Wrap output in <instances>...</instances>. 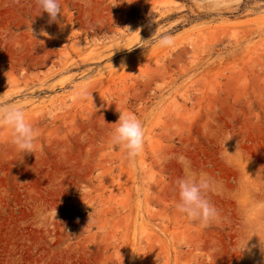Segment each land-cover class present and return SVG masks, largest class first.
I'll use <instances>...</instances> for the list:
<instances>
[{
  "label": "rangeland",
  "instance_id": "obj_1",
  "mask_svg": "<svg viewBox=\"0 0 264 264\" xmlns=\"http://www.w3.org/2000/svg\"><path fill=\"white\" fill-rule=\"evenodd\" d=\"M60 6L0 0V100L39 131L21 154L0 127V264H264V0ZM119 113L145 127L134 163ZM178 153L219 182L207 227L175 209Z\"/></svg>",
  "mask_w": 264,
  "mask_h": 264
},
{
  "label": "clouds",
  "instance_id": "obj_2",
  "mask_svg": "<svg viewBox=\"0 0 264 264\" xmlns=\"http://www.w3.org/2000/svg\"><path fill=\"white\" fill-rule=\"evenodd\" d=\"M35 2L40 10L39 15L46 13L50 23L57 22L58 17L62 18L61 0H35ZM80 3L88 7L92 4V0H80ZM136 32L139 33V29ZM149 39L160 48H168L174 45V38L169 34L157 35L154 32ZM81 94L89 95L86 87L81 90ZM112 124L115 127L110 133V145L121 148L124 158L129 163H134L144 145L145 127L143 122L131 113H119L118 120ZM0 127L8 130L9 141L19 153H33L39 131L28 119L23 106L0 100ZM230 138L231 136L227 140ZM235 152L230 154L225 149L228 157H232ZM168 159H175L181 167V175L174 181L177 196L176 211L190 222H198L202 227H207L219 216L217 208L209 198V194L218 191L219 182L207 171L195 168L192 161L182 153L173 154ZM241 159H243L242 154ZM226 163L232 164L234 161L228 159ZM55 215V209L49 212L43 207L39 208L36 226L43 227L49 216L54 219Z\"/></svg>",
  "mask_w": 264,
  "mask_h": 264
}]
</instances>
